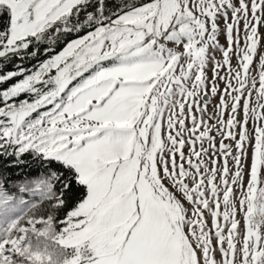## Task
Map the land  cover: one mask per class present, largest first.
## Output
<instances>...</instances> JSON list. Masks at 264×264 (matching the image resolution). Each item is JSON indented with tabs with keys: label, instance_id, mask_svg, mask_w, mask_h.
<instances>
[{
	"label": "snow or ice",
	"instance_id": "snow-or-ice-1",
	"mask_svg": "<svg viewBox=\"0 0 264 264\" xmlns=\"http://www.w3.org/2000/svg\"><path fill=\"white\" fill-rule=\"evenodd\" d=\"M262 29L264 0H0V264H264Z\"/></svg>",
	"mask_w": 264,
	"mask_h": 264
},
{
	"label": "trees",
	"instance_id": "trees-1",
	"mask_svg": "<svg viewBox=\"0 0 264 264\" xmlns=\"http://www.w3.org/2000/svg\"><path fill=\"white\" fill-rule=\"evenodd\" d=\"M108 2L110 4H115L118 2V0H108ZM47 57L43 55V46L41 47V52L36 56L35 59L33 60H29V61H25V66H30V65H35L37 63V61H41L43 59H46ZM25 170H27V165H23L22 166ZM13 172V174L15 173V171H17V169H12L11 170Z\"/></svg>",
	"mask_w": 264,
	"mask_h": 264
},
{
	"label": "rangeland",
	"instance_id": "rangeland-1",
	"mask_svg": "<svg viewBox=\"0 0 264 264\" xmlns=\"http://www.w3.org/2000/svg\"><path fill=\"white\" fill-rule=\"evenodd\" d=\"M262 31H264V29H262ZM220 43L221 44H225L226 43V41H225V39L223 37L220 38ZM216 55H217L218 59L221 58L220 57V53L217 52ZM235 63H236L235 58H233V64L235 65ZM208 75L211 76V72L210 71H209ZM220 87L223 88V83L222 82L220 84ZM215 103H218V99L217 98H212L211 103L209 104V109H208L209 112L212 111V104H215ZM205 119H207V116H205ZM217 141H219V137H217ZM225 143H228V141H225Z\"/></svg>",
	"mask_w": 264,
	"mask_h": 264
}]
</instances>
